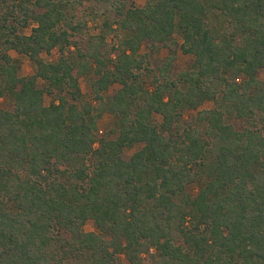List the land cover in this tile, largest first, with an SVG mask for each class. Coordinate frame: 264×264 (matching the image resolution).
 Masks as SVG:
<instances>
[{
  "label": "trees",
  "instance_id": "16d2710c",
  "mask_svg": "<svg viewBox=\"0 0 264 264\" xmlns=\"http://www.w3.org/2000/svg\"><path fill=\"white\" fill-rule=\"evenodd\" d=\"M136 1L0 0V264H264V0Z\"/></svg>",
  "mask_w": 264,
  "mask_h": 264
},
{
  "label": "rangeland",
  "instance_id": "374dc122",
  "mask_svg": "<svg viewBox=\"0 0 264 264\" xmlns=\"http://www.w3.org/2000/svg\"><path fill=\"white\" fill-rule=\"evenodd\" d=\"M148 0H137L136 4L138 6H144ZM88 5V3L86 4ZM102 25V20L98 19L96 23L91 22V39L94 38L97 34L100 33L101 29L99 28ZM31 32V28H28L25 30V33L29 34ZM176 39L178 40L179 44L182 43L183 39L179 36L176 35ZM94 40V39H93ZM117 39L115 38V33H111L107 39V45L102 48V51L105 50H110L112 44H116ZM82 44L86 45L87 44V39H82ZM141 52L142 53H151V57L149 58V66L151 68L158 67L162 61L167 57L169 54L170 50L169 48L164 44V43H157L155 46V50L152 52L151 51V42L146 40L143 42L142 47H141ZM11 55L15 58H18L20 60L21 68L19 71V75L21 76H26L30 74H34L37 71V64L35 61L31 60L28 56L19 54L18 52L12 50L10 51ZM61 55V52L58 48L53 49L50 52L44 51L41 56L42 58L47 61H57ZM194 57L189 54H185L182 50L181 47L178 46V52H177V57L174 62V72H179L181 70L187 69ZM75 74L79 77L80 84L82 87V90L84 93L89 92V86L87 83V77L84 75H81L78 70H75ZM258 78L264 82V68H261L258 72ZM39 86L42 87L44 85V81L42 79H39ZM121 87L120 84H114L110 87L109 93L114 94L119 88ZM52 100V97L49 94H46L45 96V102L46 104H49ZM11 105V101L8 97L3 96L0 98V107L3 108H9ZM214 107V103L212 101H206L202 105H200L198 110H203V109H211ZM198 110H188L184 113V120L183 122L190 118L192 115H196ZM113 120V115L109 112H105L101 119L99 120L98 126H99V133L100 135L106 134L107 133V128L111 124ZM156 120L161 121L162 117L160 115L156 114ZM234 125L237 130H242L244 128V122L241 119H235L234 120ZM177 132V130H176ZM95 146H99V143H96ZM144 146L143 143H137L133 147H125L123 151V156L124 158L128 159L130 158L136 151L140 150ZM199 186L197 184L191 185L190 190L192 191L193 194H195L198 190ZM84 229L86 231H98L96 224L94 220L89 219L84 226ZM122 260L126 262V258L124 256H121Z\"/></svg>",
  "mask_w": 264,
  "mask_h": 264
}]
</instances>
